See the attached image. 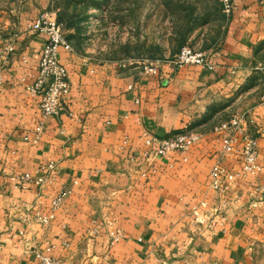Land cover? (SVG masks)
<instances>
[{"label":"crops","instance_id":"obj_1","mask_svg":"<svg viewBox=\"0 0 264 264\" xmlns=\"http://www.w3.org/2000/svg\"><path fill=\"white\" fill-rule=\"evenodd\" d=\"M232 1L218 38L189 32L182 43L212 71L150 76L60 49L69 90L56 118L26 90L46 42L30 25L60 20L51 0L0 13V264H264V5ZM235 117L256 141L254 175L222 150L219 128ZM185 132L198 136L189 153L157 156L153 139ZM217 165L234 175L225 192L211 185Z\"/></svg>","mask_w":264,"mask_h":264},{"label":"rangeland","instance_id":"obj_2","mask_svg":"<svg viewBox=\"0 0 264 264\" xmlns=\"http://www.w3.org/2000/svg\"><path fill=\"white\" fill-rule=\"evenodd\" d=\"M28 1L0 0V13L25 10ZM261 1L264 5V0ZM51 3L64 24L65 38L75 51L126 68L142 69L146 62L167 60L162 57L179 44L181 50L189 32L203 31L209 41L218 38L230 17L223 12L222 0H51ZM198 41L193 42L196 45ZM258 61L264 65V48ZM256 82V89L264 91L261 71Z\"/></svg>","mask_w":264,"mask_h":264},{"label":"built area","instance_id":"obj_3","mask_svg":"<svg viewBox=\"0 0 264 264\" xmlns=\"http://www.w3.org/2000/svg\"><path fill=\"white\" fill-rule=\"evenodd\" d=\"M223 12L230 16L233 12V1L222 0ZM30 29L36 33L43 34L46 37L45 45L42 49L38 73L34 81L27 87V93L32 99L37 101V106L43 118H56L66 112L64 96L69 90L67 71L60 63L59 51L64 49L67 52H73L71 44L66 40L64 26L57 19H51L46 15H40L30 25ZM5 52H13V47L8 44L4 48ZM169 66L172 71H178L186 66H200L209 71L214 69L210 62L208 54L196 51L188 46L181 50L172 58L167 60H157L146 62L142 66L145 75L158 76L163 66ZM2 77L0 75V86ZM264 104V94L262 97ZM40 127L37 131H40ZM219 132L226 133L223 138V152L225 154H240L242 158V172L254 175L259 168L256 164L257 151L256 141L246 135L245 120L243 117L232 118L228 123L219 128ZM198 140L194 133L185 132L175 134L164 140L153 139L157 142V156L167 157L173 153L187 154L193 148ZM241 148H238V144ZM52 166H50V169ZM211 185L220 192H225L229 183L234 179V175L226 172L221 166H214L211 170ZM29 176H24V180ZM67 193L62 192L54 198L53 207L56 208L61 204ZM46 222V220H44ZM43 264H55L51 259L42 258Z\"/></svg>","mask_w":264,"mask_h":264},{"label":"trees","instance_id":"obj_4","mask_svg":"<svg viewBox=\"0 0 264 264\" xmlns=\"http://www.w3.org/2000/svg\"><path fill=\"white\" fill-rule=\"evenodd\" d=\"M59 22H61L60 20H59ZM62 23V22H61ZM63 24V23H62ZM63 26H64V24H63Z\"/></svg>","mask_w":264,"mask_h":264}]
</instances>
